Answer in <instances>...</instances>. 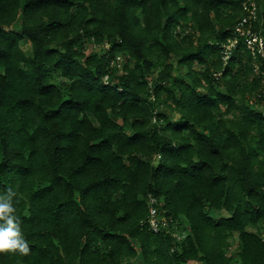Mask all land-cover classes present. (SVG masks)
<instances>
[{
    "label": "trees",
    "instance_id": "1",
    "mask_svg": "<svg viewBox=\"0 0 264 264\" xmlns=\"http://www.w3.org/2000/svg\"><path fill=\"white\" fill-rule=\"evenodd\" d=\"M243 1L0 0V194L31 249L0 264H264V80L222 57Z\"/></svg>",
    "mask_w": 264,
    "mask_h": 264
},
{
    "label": "built area",
    "instance_id": "2",
    "mask_svg": "<svg viewBox=\"0 0 264 264\" xmlns=\"http://www.w3.org/2000/svg\"><path fill=\"white\" fill-rule=\"evenodd\" d=\"M242 4L245 13L236 21L231 35L224 41L222 57L226 62L239 44L243 43L253 57L254 74L264 80V31L262 27L264 18L259 14L256 0H244ZM120 60H122L120 54L113 59L118 65ZM157 201L158 198L155 195H149L150 212L147 220L155 231L167 229L171 223L175 222L172 215L166 214L157 205Z\"/></svg>",
    "mask_w": 264,
    "mask_h": 264
},
{
    "label": "clouds",
    "instance_id": "3",
    "mask_svg": "<svg viewBox=\"0 0 264 264\" xmlns=\"http://www.w3.org/2000/svg\"><path fill=\"white\" fill-rule=\"evenodd\" d=\"M18 193L8 187L0 194V254L27 256L31 249L17 215Z\"/></svg>",
    "mask_w": 264,
    "mask_h": 264
},
{
    "label": "rangeland",
    "instance_id": "4",
    "mask_svg": "<svg viewBox=\"0 0 264 264\" xmlns=\"http://www.w3.org/2000/svg\"><path fill=\"white\" fill-rule=\"evenodd\" d=\"M22 45L24 46L25 49H27V50L30 49V43H29V41H27V40H23V41H22ZM121 61H122V60L119 61V66H120V67H121V64H122Z\"/></svg>",
    "mask_w": 264,
    "mask_h": 264
}]
</instances>
